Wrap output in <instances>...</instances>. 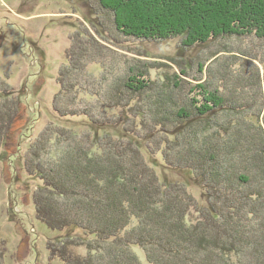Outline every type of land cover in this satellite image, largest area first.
<instances>
[{
  "label": "trees",
  "instance_id": "1",
  "mask_svg": "<svg viewBox=\"0 0 264 264\" xmlns=\"http://www.w3.org/2000/svg\"><path fill=\"white\" fill-rule=\"evenodd\" d=\"M86 1L101 35H111L115 27L131 39L128 42L142 45L183 37L176 52L181 57L173 60L185 65V78H194L196 63L186 53L215 41L227 45L246 39L253 44L252 59L262 79L257 62L264 64V0ZM101 16H109L111 24ZM239 48L227 51L222 46L211 58L221 62L227 52L249 54ZM230 57L238 59L234 55L223 59ZM126 58L128 69L123 74L115 75V69L105 65L104 81L110 89L102 84L91 91L103 113L55 108L60 118L86 116L95 129L121 127L120 137L109 133L92 141L56 131L52 139L40 137L26 158V172L42 182L33 197L37 219L51 231L78 232L50 243L53 258L62 264H264V126L253 123V131L244 117L235 118L247 116L255 106L231 88L237 62L228 70L212 72L216 85L198 77L202 98L182 94L178 103L167 90L158 89L163 86L152 78L145 59ZM171 85L174 89L184 84ZM154 90L158 105L152 101ZM14 93L10 87L0 90L3 96ZM17 100L19 104L0 109V148L13 123L26 115ZM263 107L264 103L256 118L264 116ZM109 110L120 116L110 117ZM223 113L227 119L220 116ZM206 127L210 129L200 137L199 129ZM158 134L163 140L157 148L166 144L164 162L190 170L203 184L208 205L201 204L186 183L160 180L148 164L139 147ZM44 147L55 150L43 153ZM156 151L149 150L152 155ZM134 247L144 252L145 261L138 259ZM77 248L86 253L75 252Z\"/></svg>",
  "mask_w": 264,
  "mask_h": 264
},
{
  "label": "rangeland",
  "instance_id": "2",
  "mask_svg": "<svg viewBox=\"0 0 264 264\" xmlns=\"http://www.w3.org/2000/svg\"><path fill=\"white\" fill-rule=\"evenodd\" d=\"M101 17L104 22L111 24L107 19L109 16ZM97 25V19L86 0H0V90L10 87L15 91L9 97L7 94H0V109L13 105V102L19 104L17 98L26 107V115L13 123L7 142L0 148V264H62L59 259L53 258L48 246L61 237L78 232L73 229L61 233L51 231L37 219L33 197L42 182L26 172L25 162L32 147L37 146L39 138L44 135L45 140L47 137L52 139L56 131H66L65 133L80 138L90 137L92 141L97 136L104 137L103 135L109 133L114 138L120 137L121 127L95 129L86 116L60 118L55 109H89L97 115L103 113L98 98L90 94L102 84L107 86V90L110 89L109 82L104 81L105 65L108 70L114 68L115 75H120L128 69L126 56L145 59L152 67V78L160 80L159 84L163 86H158V89L163 93L167 90L180 103L184 99H180L182 94L202 98L201 88L197 87L201 82L197 78L203 76L204 80L208 79L216 85V77H211L212 72L218 74L219 70H228L235 60L237 63L233 68L238 66V69H235L236 75H233L237 77L232 79L235 83L231 88L235 89V94L255 105L254 111L250 110L248 114L245 112L247 116L236 115L235 118L238 120L244 117V123L249 122L250 125L247 126L252 130L253 123L264 126V116L256 118L264 103V64L257 62L262 73L259 81V69L257 70L252 59L254 51L251 49V41L233 39L227 45L215 41L206 46H198L191 54L186 53L189 58L195 57L196 63L191 71L194 78H185V65L180 67L173 60L181 57L176 52L178 53L177 49L183 42V37L142 45L134 40L128 42L131 39L123 37L115 27L111 28V35H101ZM118 40L119 43H116ZM257 42L260 41L256 40ZM222 46L227 51L240 47L249 54L241 56L235 51L227 52L225 56L234 55L238 59H223L225 56H222V61L216 62L211 54ZM136 50L142 56L137 55ZM83 53L87 54L86 58L81 57ZM251 70L254 73L250 75ZM166 76L170 79L169 82L165 81ZM181 82L184 84L183 88H171V84L179 86ZM157 93L158 90L152 93V101L156 105ZM116 112L109 110L107 113L110 117L117 118L120 113ZM220 116L228 118L226 113ZM206 129L207 127L199 129L200 137L206 133ZM162 136L158 134L140 146L142 155L155 169L160 180L167 183H186L197 200L208 205L203 184L190 170L176 169L164 162L166 144H163V148H157L159 140H163ZM128 138L137 142V138ZM46 144L47 142L44 146ZM39 147L37 153L41 152ZM150 148L157 150L155 154H150ZM51 149L44 147L42 152H54L55 149ZM44 158L49 159L45 154ZM254 181L258 182L257 178ZM74 251L86 253L83 248ZM134 252L139 260L145 261L146 256L140 248L134 247Z\"/></svg>",
  "mask_w": 264,
  "mask_h": 264
}]
</instances>
